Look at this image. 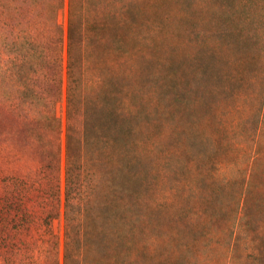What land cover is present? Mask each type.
<instances>
[{
	"label": "rangeland",
	"instance_id": "374dc122",
	"mask_svg": "<svg viewBox=\"0 0 264 264\" xmlns=\"http://www.w3.org/2000/svg\"><path fill=\"white\" fill-rule=\"evenodd\" d=\"M127 3L131 8L127 12L126 76L122 88H109L111 101L94 113L91 130L104 177L99 219L93 229L110 233L107 247L99 246L107 258L112 257L120 235L129 240L126 252L134 242L135 248L141 242L151 250L156 239H168L163 252L174 244L185 246L201 235L200 222L207 212L233 215L225 207L240 197L237 187L243 179L264 188V55L254 54L256 61L249 62L243 72L237 67L244 57L241 52L250 55V46L258 43L242 46L234 29L227 33L231 28L224 19L201 20L193 0H158L157 12L149 11L151 15L156 12L155 38L146 43L144 0ZM59 20L66 32L67 5ZM62 89L57 109L61 122L57 193L55 172L46 166L43 140L20 138L13 123L0 135V216L9 207L14 213L24 207L35 217L30 228L12 237L10 226L0 227L4 238L0 254L8 255V248L3 247L16 241L19 257L14 256L33 258L30 264H54L46 228L56 216V194L57 217L51 223L58 241V264H63L66 52ZM2 120L3 129L9 119ZM120 152L123 161L118 159ZM249 169L254 173L251 177ZM223 178L229 183L221 188ZM211 179L218 183L211 185ZM17 192L25 198L15 196ZM257 192L250 197L261 205L264 192ZM261 212L264 217V207Z\"/></svg>",
	"mask_w": 264,
	"mask_h": 264
},
{
	"label": "trees",
	"instance_id": "16d2710c",
	"mask_svg": "<svg viewBox=\"0 0 264 264\" xmlns=\"http://www.w3.org/2000/svg\"><path fill=\"white\" fill-rule=\"evenodd\" d=\"M193 3L201 20L224 19L231 28L227 33L234 29L242 46L258 43L250 46V55L249 51L241 52L244 57L237 62L241 72L249 62L256 61L254 54L264 55V0H193ZM157 4L158 0H144L142 10L148 13L142 24L146 43L155 38ZM66 5L65 32L59 15ZM129 5L127 0H0V124L3 117L9 119L8 126L3 125V129L0 126V135L13 123L20 138H30L34 142L43 140L48 157L46 166L55 172L56 193L60 180L61 132L57 109L63 92L66 52L63 264H164L172 260L173 264L185 261L187 264H264V217H261L264 201L260 205L256 198L250 197L258 193L257 189L264 192V188L244 179L237 187L240 197L225 207L233 215L219 217L207 212L200 222L204 230L200 228L201 235L194 236L189 244H174L163 252L162 245L169 243L167 238L156 239V247L154 245L151 250L141 242L135 248L137 242H134L132 249L127 251L130 253L128 261L125 247L129 240L126 235L124 238L120 235L119 240L116 237L118 245L112 247L115 248L112 257L107 258L99 252L100 245L107 247L110 233L105 235L102 228L93 229L95 220L99 219L104 177L99 155L92 147L91 130L94 113L103 111L111 101L109 88H122L124 83L125 44L130 37ZM150 10L156 11L155 14H149ZM115 114L119 116L120 112L116 110ZM118 159L123 161L122 152ZM253 174L249 169L248 177ZM212 179L210 184L216 185L218 180ZM224 181L221 188L229 183ZM15 196L25 198L22 192ZM55 199L56 216L51 217V222L57 217V194ZM211 200L207 198V203ZM257 204L260 207L256 212ZM6 212L5 216H0V227L10 226V237L30 228V220L34 223L35 217L28 208L14 213L9 207ZM51 222L47 224L46 241L52 244L54 264H58V241ZM2 233L0 228V243L4 241ZM108 245L111 248V244ZM6 248L8 255L0 254L3 259L0 264H30L33 260L16 258L19 257L16 241L12 246L3 247Z\"/></svg>",
	"mask_w": 264,
	"mask_h": 264
}]
</instances>
